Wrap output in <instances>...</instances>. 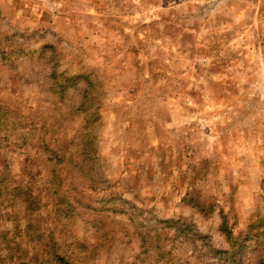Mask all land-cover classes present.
<instances>
[{
  "label": "rangeland",
  "instance_id": "rangeland-1",
  "mask_svg": "<svg viewBox=\"0 0 264 264\" xmlns=\"http://www.w3.org/2000/svg\"><path fill=\"white\" fill-rule=\"evenodd\" d=\"M262 261L264 0H0V264Z\"/></svg>",
  "mask_w": 264,
  "mask_h": 264
},
{
  "label": "trees",
  "instance_id": "trees-1",
  "mask_svg": "<svg viewBox=\"0 0 264 264\" xmlns=\"http://www.w3.org/2000/svg\"><path fill=\"white\" fill-rule=\"evenodd\" d=\"M226 238H229L230 239V233L228 235H226ZM260 264H264V261H262Z\"/></svg>",
  "mask_w": 264,
  "mask_h": 264
}]
</instances>
